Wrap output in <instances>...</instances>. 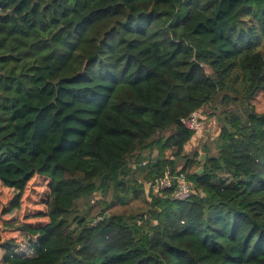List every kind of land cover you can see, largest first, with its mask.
<instances>
[{"label":"trees","instance_id":"1","mask_svg":"<svg viewBox=\"0 0 264 264\" xmlns=\"http://www.w3.org/2000/svg\"><path fill=\"white\" fill-rule=\"evenodd\" d=\"M260 92L264 0H0V264H264Z\"/></svg>","mask_w":264,"mask_h":264},{"label":"rangeland","instance_id":"2","mask_svg":"<svg viewBox=\"0 0 264 264\" xmlns=\"http://www.w3.org/2000/svg\"><path fill=\"white\" fill-rule=\"evenodd\" d=\"M255 102H256L258 110L264 109V92H260L257 95ZM200 120H201V125H202V131L200 133L201 135L198 138H196V142L194 144L192 143L190 147L187 146V150L189 151L190 155H192L193 153H197L200 156L202 153H204L201 148V145L204 141V137L208 136L210 138V137H213L216 133V125L214 122V117L211 115V111H208V110L207 112L203 111L202 114H200ZM153 154L154 155L156 154V150L153 151ZM143 161L145 162L148 161V158L147 157L136 158L135 162L134 161L133 162L136 163V165L139 168H141L144 165ZM136 174H137L136 176L138 177L139 176L138 171ZM218 175L223 176L225 174L223 172H220L218 173ZM120 176L121 174H119V177ZM140 178L141 177L139 176L138 180H140ZM117 192L118 191L114 183L113 188L110 190L109 195L107 196L108 201L111 202V200L116 199L115 194H117ZM146 199H147V194L144 193L143 195H140L138 198H133V197L130 198L127 204H120L116 202L111 207L110 211L138 214V213L143 212L146 209L147 207ZM0 235L5 236V232L1 230V225H0Z\"/></svg>","mask_w":264,"mask_h":264},{"label":"built area","instance_id":"3","mask_svg":"<svg viewBox=\"0 0 264 264\" xmlns=\"http://www.w3.org/2000/svg\"><path fill=\"white\" fill-rule=\"evenodd\" d=\"M180 123L185 129L192 131L194 136L200 134L202 131L200 114L197 112H192L187 116L181 117ZM144 163L145 162H143V164ZM172 179L175 180L174 183H172ZM171 187L174 188L172 196L173 199L184 200L190 195V186L186 181L184 173H180L177 176L174 175L173 178L168 173H166L158 180V189L161 190Z\"/></svg>","mask_w":264,"mask_h":264},{"label":"water","instance_id":"4","mask_svg":"<svg viewBox=\"0 0 264 264\" xmlns=\"http://www.w3.org/2000/svg\"><path fill=\"white\" fill-rule=\"evenodd\" d=\"M200 162H201V165H204L205 162H206V153H202L200 155ZM203 171V166H201L199 169H198V172H202ZM107 216V214H106Z\"/></svg>","mask_w":264,"mask_h":264},{"label":"crops","instance_id":"5","mask_svg":"<svg viewBox=\"0 0 264 264\" xmlns=\"http://www.w3.org/2000/svg\"><path fill=\"white\" fill-rule=\"evenodd\" d=\"M200 135H201V134L195 135V136L193 137V140H192L191 143L194 144V143L196 142V138H198ZM204 139H205V138H204Z\"/></svg>","mask_w":264,"mask_h":264}]
</instances>
